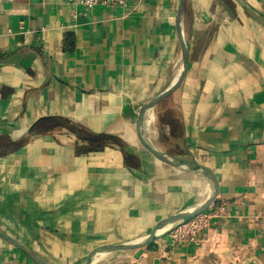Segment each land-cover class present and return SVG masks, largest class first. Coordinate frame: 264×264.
Segmentation results:
<instances>
[{
  "label": "crops",
  "instance_id": "crops-1",
  "mask_svg": "<svg viewBox=\"0 0 264 264\" xmlns=\"http://www.w3.org/2000/svg\"><path fill=\"white\" fill-rule=\"evenodd\" d=\"M179 1L0 0V230L41 261L84 264L211 194L133 121L181 70ZM181 29L188 68L149 131L211 171L223 211L197 245L159 234L93 264H264V0H187ZM0 264L36 263L0 237Z\"/></svg>",
  "mask_w": 264,
  "mask_h": 264
},
{
  "label": "water",
  "instance_id": "water-1",
  "mask_svg": "<svg viewBox=\"0 0 264 264\" xmlns=\"http://www.w3.org/2000/svg\"><path fill=\"white\" fill-rule=\"evenodd\" d=\"M186 2L187 0L179 1V5L177 8V14H176V28L179 34V41H180V46H181V57H182L181 70L177 78L174 80V82L171 85H169L163 91L156 94L151 100H149L146 104H144V106L140 109L139 113L133 117V121L139 123L142 142L144 146L155 157L159 158L160 160L176 168L198 172L205 179L209 181V183L212 186V192L208 196V198L199 206L195 208H191L190 210L177 212L161 220L157 224L156 229L151 234H149L147 238H145L144 240H141L138 242H125V243H120V244H108V245L100 246L92 253V255L88 258V260L84 264H93V262L95 261V257L100 256L103 253L118 251V250L139 248V247H143L151 243L159 235L160 232L158 231L163 229V227H165L166 225L173 223L175 221H178V220L190 218L192 216H195L205 211L211 205V203L213 202V200L215 199V197L217 196L219 192L218 183L214 175L211 173L209 169H207L205 166L200 165L198 162L194 160L180 159V158H177V157H174L168 154L167 152L159 150L155 146V144L151 141V139L147 137L146 132L143 129L146 113H148V111L151 110L161 98H163L165 95L169 94L170 92L174 91L180 85L187 71L188 51H187V45L185 42V38H184L182 29H181V18H182L183 9H184ZM0 237L7 240L8 242L16 246L18 249H20L22 252H24L36 264H47L41 261L40 259H38L35 255L29 252L24 246H22L19 242H17L12 237L8 236L2 230H0Z\"/></svg>",
  "mask_w": 264,
  "mask_h": 264
},
{
  "label": "built area",
  "instance_id": "built-area-1",
  "mask_svg": "<svg viewBox=\"0 0 264 264\" xmlns=\"http://www.w3.org/2000/svg\"><path fill=\"white\" fill-rule=\"evenodd\" d=\"M69 3L77 4L85 9H90L99 3L109 7L125 6L126 0H66ZM223 208L215 209L210 205L205 211L187 219L177 221L172 228L168 230L169 243L172 246L197 245L201 241V234L206 230L212 220L221 216Z\"/></svg>",
  "mask_w": 264,
  "mask_h": 264
},
{
  "label": "bare ground",
  "instance_id": "bare-ground-1",
  "mask_svg": "<svg viewBox=\"0 0 264 264\" xmlns=\"http://www.w3.org/2000/svg\"><path fill=\"white\" fill-rule=\"evenodd\" d=\"M156 116V115H155ZM155 116H154V114H153V112L151 111V110H149L148 111V113H146V116H145V121H144V125H143V129H144V131L146 132V135H147V137L149 138V139H151V141L153 142V143H155V141L151 138V135H150V133H149V123H150V128H151V130H152V132H153V134L156 136V134H157V132H156V127H157V125H156V119H155ZM163 137V136H162ZM156 144V143H155ZM177 150V149H176ZM210 185V184H209ZM209 196V195H208ZM204 201V200H203ZM169 225V224H168ZM168 225H166L165 227H163V229H161L160 231H158V232H161V231H163ZM100 258V256H96L95 257V261L93 262V263H95V262H97L98 261V259Z\"/></svg>",
  "mask_w": 264,
  "mask_h": 264
},
{
  "label": "rangeland",
  "instance_id": "rangeland-1",
  "mask_svg": "<svg viewBox=\"0 0 264 264\" xmlns=\"http://www.w3.org/2000/svg\"><path fill=\"white\" fill-rule=\"evenodd\" d=\"M149 126V125H148ZM149 133H150V135H151V138L155 141V139L153 138V136H152V133L149 131ZM179 221V220H178ZM177 221H175V222H173V223H170L163 231H161L159 234H168V230L170 229V228H172V226H174V224L176 223ZM119 251V250H118ZM123 251V250H122ZM105 254V253H104ZM104 254H102L101 256H100V258L101 257H103L104 256Z\"/></svg>",
  "mask_w": 264,
  "mask_h": 264
},
{
  "label": "trees",
  "instance_id": "trees-1",
  "mask_svg": "<svg viewBox=\"0 0 264 264\" xmlns=\"http://www.w3.org/2000/svg\"><path fill=\"white\" fill-rule=\"evenodd\" d=\"M94 140H98L99 138H101V137H103V135H92L91 136ZM97 147H99V146H97Z\"/></svg>",
  "mask_w": 264,
  "mask_h": 264
}]
</instances>
